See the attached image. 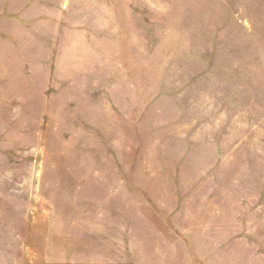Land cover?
Returning <instances> with one entry per match:
<instances>
[{"label": "rangeland", "instance_id": "rangeland-1", "mask_svg": "<svg viewBox=\"0 0 264 264\" xmlns=\"http://www.w3.org/2000/svg\"><path fill=\"white\" fill-rule=\"evenodd\" d=\"M0 264H264V0H0Z\"/></svg>", "mask_w": 264, "mask_h": 264}]
</instances>
